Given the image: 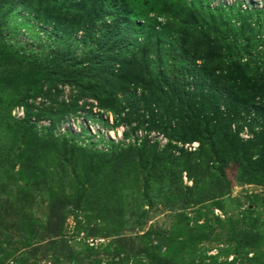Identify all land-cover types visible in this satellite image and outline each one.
Returning a JSON list of instances; mask_svg holds the SVG:
<instances>
[{"label":"rangeland","instance_id":"obj_1","mask_svg":"<svg viewBox=\"0 0 264 264\" xmlns=\"http://www.w3.org/2000/svg\"><path fill=\"white\" fill-rule=\"evenodd\" d=\"M95 1L0 0V264H264V0H196L152 34L132 8L120 35ZM88 26L105 62L157 46L121 83L75 60ZM166 52L192 68L133 81Z\"/></svg>","mask_w":264,"mask_h":264},{"label":"trees","instance_id":"obj_2","mask_svg":"<svg viewBox=\"0 0 264 264\" xmlns=\"http://www.w3.org/2000/svg\"><path fill=\"white\" fill-rule=\"evenodd\" d=\"M121 2H117L116 0H96L95 4H99L100 7H103V11L104 13H98V19H96V25H98L97 29H101V31H105L103 28H107L108 32L111 31H119V35L120 33L124 32L123 29V24H121V20H119V18H133L134 14L132 13V8H137L139 9V11H141L139 13V15L137 16L138 21L136 23L133 24V28L138 29L140 27H142L143 25H145V23H148V25H146V27L143 28H147L149 27L151 31H149L150 34L154 33V30H156L157 28H159V26H162V22L161 19H158L160 17H162L165 21H170V22H176L178 23L180 26H183L184 24H187L186 22L190 23V16L192 15H188V12H186V8L188 7V3L190 2H195L196 0H167L166 2H162V0H151L150 4H146V9L144 11H142L145 8V3H147L146 0H133L136 1L132 4H129L128 1L126 0H120ZM161 2V3H159ZM94 4V3H93ZM173 6V7H172ZM174 9H177L175 11V14L179 17H177L175 15V17L173 16V14H170V12ZM173 12V11H172ZM240 10L236 13L237 16L240 14ZM250 13V11H246V13H244L245 15H248ZM208 14H211L210 11L208 12ZM263 17H262V22L264 23V12L262 13ZM149 15L153 16V19H150ZM158 19V22H157ZM160 20V21H159ZM192 25V23H190ZM191 27V26H190ZM89 28L90 26L84 28V32L82 34V37H80L81 40H77L76 43L78 44V46L80 47H87V49L89 50V52H87L86 54H82V55H78L79 57H77L75 60L78 61H82L86 58V56H90V53L96 57L93 59V63L98 62V64H100L99 66H104L105 69L107 70L106 75L109 79H112L110 77L115 76V78H118L121 83L122 82H126V80L124 79V72L121 71V69H116L117 65H123L125 64V60L127 59V57H131L133 59V57H137L138 54H141L143 52L144 49H148V48H154L152 46H157L156 44H153L152 46L149 45V43H144L143 44H138L137 41H132L131 42V51L128 50V47L122 49L123 51H120L118 53V55H115V57H112L111 59H108L106 62L103 60V58L99 55V52L96 51L95 46L98 43V31L94 30V33L91 34L89 33ZM164 28V27H162ZM169 29V26H168ZM208 29V28H207ZM167 30V28L165 29V31ZM169 32V31H168ZM165 33V32H164ZM182 34V33H181ZM180 34V35H181ZM107 35L103 36V37H107ZM177 35L175 33H171V35H167L166 39L169 40L170 39H175ZM152 35H149L148 38L149 40L151 39ZM156 37V34H155ZM117 47H122L121 45L116 43ZM115 48H113V52L115 53ZM168 51V49H167ZM170 51H168L169 53ZM253 52L257 54H262L261 51H257V47L255 46L253 48ZM162 58V59H158L155 63L159 64L160 62L163 63L164 69H162V71L160 70L159 72L155 73V74H151L149 71H144L146 73V75L144 77H139L136 76L137 80L133 79V81H139L141 79H145L148 78L149 75H151L153 78H159V76L167 74L166 70H167V66L172 64V66L176 67V69L179 68L180 65H184L186 66L188 69H191V65L189 64V62L181 60L178 57L175 58H171V57H167V54ZM18 56V55H17ZM24 60V58H23ZM170 63V64H169ZM194 69V68H193ZM135 71V70H134ZM136 72V71H135ZM80 77L83 76V73L79 74ZM189 84V83H188ZM198 85V84H197ZM186 87V86H185ZM186 96H189L190 94H195V93H199V89H196V87L193 86V89H189L185 92ZM185 95V94H184ZM143 96V95H142ZM128 103L134 102L136 100H138L139 98H137L135 92L132 95H128ZM135 99V100H133ZM141 100V99H140ZM127 101V100H125ZM144 104L143 102H141V105ZM27 129V126H25ZM126 133V132H124ZM47 135V133H46ZM126 135H128L126 133ZM50 136V135H47ZM127 137V136H126ZM72 148H74V145L72 146Z\"/></svg>","mask_w":264,"mask_h":264}]
</instances>
